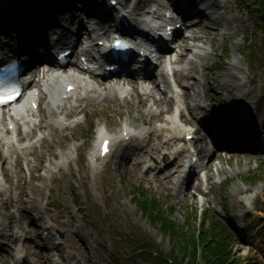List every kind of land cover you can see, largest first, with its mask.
<instances>
[{
	"label": "rangeland",
	"instance_id": "374dc122",
	"mask_svg": "<svg viewBox=\"0 0 264 264\" xmlns=\"http://www.w3.org/2000/svg\"><path fill=\"white\" fill-rule=\"evenodd\" d=\"M103 1L106 2V0ZM222 1L228 4V9L223 8L220 11L215 9L209 13L216 23L220 24L219 34L207 36L206 32H209V29L216 31L218 27L207 23L208 19L204 17L202 29L193 30V33L188 32V35L196 34L208 37L209 40L196 44L184 35L181 40L184 46L175 51L171 58L181 60L180 69L185 70L191 69L190 60L198 62L196 75L201 80L202 86H198L197 89L204 92L206 84L209 87L207 89L209 99L204 104L208 107L214 106L221 112L228 106V101L219 102V100L244 97L253 86H256V92L251 100L237 105L236 109H239L244 116L248 115L252 126L254 125V129L262 136L264 135V31L259 29V18L252 15L248 8L238 4L237 0ZM253 1L248 0L249 3ZM172 2L174 1L162 0V3L167 6ZM59 3L64 2L58 0L57 4ZM207 3L213 4L214 0H208ZM77 4L78 9L82 7L79 3ZM147 6L148 4L144 6L143 3V9ZM229 8L232 12H229ZM85 13L81 11V14ZM247 40L251 41V47L256 52L253 61L250 55L240 53L245 49ZM187 45L196 46L188 53ZM227 45L230 48L228 54L225 52ZM199 55L207 56L208 59L206 57V60L201 62ZM218 61L222 63L221 68L217 66ZM233 67H238L245 73L242 75L243 82L246 81V77L254 78L255 76H258V82H251L247 90L235 88L233 93L230 92L225 86V80ZM85 77L88 78V76ZM117 81L121 79L103 81V88L107 87L105 91H108ZM184 83L188 97H177L176 103L171 104L169 110L166 109L167 104L157 107L152 102H148L150 106L130 104L123 99L116 106L108 103L99 104V101L97 104L94 102L88 106L86 113L73 117L77 120V117L81 115L85 117V121L75 128L64 130L59 137H48L40 143L37 141L38 134L41 133L44 137L49 136L51 128L39 130L33 134L30 139L37 142V148L34 150L35 154L21 162L22 176L19 178L14 176V168L7 165L8 172L13 174L10 179H4L6 182L0 186V189L6 194H12L14 198H19V204L27 205L32 217L41 227L38 230L40 238L51 247L56 246L54 244L57 243L63 245L64 256L61 257L59 252L53 250L49 252L55 263L116 264V262L122 263L129 260V262L132 261L131 264H147L141 259L134 258L131 248L123 249L124 246L118 250L115 248V242L121 243L123 240L133 238L137 240L142 237H148L150 243L162 250L163 254L169 253L172 243L163 235L161 224H151L142 216L138 205L132 200L129 190L134 185H138L156 195L165 205H174L171 211L166 209L165 213L180 224L186 222L188 213L194 215L196 209L203 210L208 207L216 212L220 220L226 222L222 206L227 205L233 224L239 229L245 227L248 230L247 242L237 240L236 243H232V256L242 259L244 264H264V179L256 185L246 184L242 179L250 172H261L264 169V151L213 153L210 160L212 168L207 174L212 179L208 185H204L203 193L196 191L195 186L200 182L198 179L194 181V188L187 191L180 189L183 191L177 193L169 188V184L160 185L158 181L142 178L141 170L134 168L131 164L126 165V162L121 159L123 153L121 149L102 168H96L91 164L90 152L96 143V134L100 129L108 128L111 132L119 133L123 125H130L149 131L155 122H153L154 119L149 120L147 117V109L151 108L157 112L161 108L165 109L166 111L162 113V118L165 119L171 115H177L176 110L184 108L185 100V103L195 104L192 81L187 80ZM161 87L164 88V85ZM173 94V92L168 93V97ZM189 94L193 96L190 97ZM123 95L124 93L121 94ZM48 101V99L43 100V108H48ZM45 113L48 114L44 117L46 124L57 123L55 116H49L50 113L47 110L44 111ZM184 117L187 121H191L192 126L199 127L191 115ZM207 118L211 122L218 121L212 115ZM36 119L40 121L39 113ZM157 123L163 124L162 121ZM92 125L94 129L91 128ZM4 126L6 127V124ZM208 129L212 130V128ZM206 132L207 128L200 130V137H203ZM200 145L206 144L200 142ZM210 148L213 149L212 146ZM155 158L159 161L163 159V155L154 156L153 160L149 156L146 158L147 163L155 162ZM204 161L206 160L203 159V163ZM1 166L2 163L0 168ZM226 180L230 181L229 184L224 183ZM35 187L43 188V191L36 192ZM191 193L195 195L192 196ZM38 204L41 211L35 209ZM14 205L15 203L12 202L7 210L0 207V228L9 230L11 227L15 235H21L19 227L25 223ZM9 214L14 218L12 222ZM249 215H252L251 221L248 219ZM71 230L74 232L80 230L87 242V249L73 245ZM59 231L64 233V236ZM6 233L11 232L6 231ZM32 236L37 237L36 233ZM1 242L12 245V249H9L12 253L15 252L13 248L23 249V256L27 253L26 242L20 241L17 244L12 242L11 237L1 239ZM124 253H128L129 256L124 257ZM2 260L3 257L0 256V264ZM9 261V264L13 263V260L9 259ZM30 261L32 264H41L36 256H31Z\"/></svg>",
	"mask_w": 264,
	"mask_h": 264
},
{
	"label": "bare ground",
	"instance_id": "6f19581e",
	"mask_svg": "<svg viewBox=\"0 0 264 264\" xmlns=\"http://www.w3.org/2000/svg\"><path fill=\"white\" fill-rule=\"evenodd\" d=\"M17 1V2H16ZM12 1V0H0V20L4 19H10L12 18V10L14 6L18 5V0ZM55 1V0H53ZM197 0H193L192 3L196 2ZM208 1V0H204ZM152 2L155 3V6L159 7L160 9H163L164 6L160 2V0H137L134 5V10H142L143 9V3L144 6L146 4H151ZM184 1L182 0H176L173 6L178 9H184L187 11V17L193 16L197 14L195 10L190 9L187 7V5H184ZM47 6L44 1L42 0H23V8L16 7L15 10L19 12L21 16H27L30 22H28L27 31L33 34V36H36V34L33 32L35 30V25H42L43 20L39 19L41 12H44L46 10ZM154 6V7H155ZM153 8V6H152ZM223 8L228 9V4H226L225 1L222 0H214L213 4H210V10H218L220 11ZM55 9V8H53ZM51 10V8H50ZM2 11H5L3 14ZM56 12H59L60 9H55ZM229 12H232L229 8ZM10 14V15H9ZM147 14V13H146ZM9 15V16H8ZM73 19V21L78 22V16L70 17ZM205 18L208 19L207 23H211L214 25H217L218 30L213 31L209 29V32H206L207 36L216 34L218 35L221 27L220 24L216 23V21L212 18V16L207 15ZM30 23V24H29ZM210 25V24H209ZM202 23H199L197 25L192 26V29H202ZM211 28V27H210ZM3 30L0 27V31L3 32ZM105 30V29H104ZM27 32V33H28ZM191 40L195 42L196 44L200 41H206L209 40L208 37H201L199 35L194 34L191 37ZM196 45L189 46L187 45L186 52H191L193 47ZM89 55L88 57L95 59L96 57L90 54V50L84 49ZM188 52V53H189ZM32 55L34 57L39 56L37 52H32ZM200 56V55H199ZM207 56H200L199 58L202 60L201 62L206 60ZM208 59V57H207ZM177 62V60H176ZM176 64V63H175ZM195 60H190L189 66H191L190 70L180 69V65L178 64V68L174 67L175 70V78L177 79L178 84L172 85L173 83H170L169 80L165 75H163L165 88H161L160 85H157L155 82H153V86L150 88V90H146L144 87V84H139L137 81H128L127 83L129 85H132L131 90H125L124 93H128V96L131 97V101L134 105L138 106H144L149 105L148 102H152L157 107L167 104L166 109H170V105L175 101L174 96L168 97L169 90L171 92H175L174 88L182 89V93H184V96L187 98V87L185 85V81L189 80L192 81V89L194 90V96H195V104L190 105L186 102V108L189 112V114L195 119V122L199 124V127L197 128L198 131L206 129L207 127L212 128L215 130L216 124L220 122L221 124H224L225 127H229L230 123H238L240 126H243V130L241 131L242 134H244L245 137H241L239 139L238 145H243L244 141L245 143L248 141H257L258 137V131L252 128V123L250 120L244 118L243 113L236 109L237 105L242 104L246 100H251L253 95L256 92L257 87L253 86L250 92H247L244 97H238L237 99L231 97L229 100L228 98H224L219 102H227L228 106L223 109V111L217 110L214 106H206L204 103L209 99V96L207 95V89L209 87L205 84V91L201 92L198 91L197 87L202 86V82L199 78H197L196 72L198 73V66L199 64ZM167 65H173V60L171 59V62ZM78 67V64H76ZM242 75H245L244 72L241 71L238 67H233V69L229 70V76L225 80V86L227 89H229L230 92H234L235 88H239L241 90H247L249 88V84L251 82H258V76L252 77H246V81L243 82ZM204 77V75H203ZM64 77L62 76H52L49 79V82L52 83V93L53 91L59 89V83L62 82ZM69 78V77H68ZM135 78V77H134ZM205 78H207V75H205ZM73 83H79L78 89L75 92L74 98L77 100V104L75 106L73 104H70V101H67L64 103L61 101V104L59 105V109L61 108L65 112L66 115H70V112L74 110V112H82L86 111L87 107L83 106V103L86 102L88 104H93L94 102L97 104V101H99V104L102 103H108L111 105L116 106V104L122 102L121 93L119 92L122 88H124L123 84L122 86H111L108 91H105V88H101L99 86L93 85L90 82H86L84 84V80H78V78L72 77ZM243 82V83H242ZM54 83H58L55 85ZM178 93V94H181ZM51 93V94H52ZM47 95V93H45ZM190 97H192V94H189ZM168 97V98H167ZM36 100V99H34ZM186 101V100H185ZM150 106V105H149ZM55 107V106H54ZM26 111H30V113L34 114L35 111L33 109L27 108ZM165 111V109L161 108L159 112H155L153 109L149 108L147 109V117H149V120L161 119L162 112ZM21 113V111H20ZM51 116H56L58 114V111L53 109L50 111ZM145 115V114H144ZM214 116L215 119L218 121L211 122L208 116ZM243 115V116H242ZM47 116V115H46ZM45 116V117H46ZM146 116V115H145ZM184 123H188L187 119H185L184 114L180 115V117ZM18 120V117H10V120L7 123V127L10 122L14 123ZM173 120L166 119L165 125H162L160 127H154L151 131L147 132V137L145 141L142 142H134V140L131 141V143H127L128 145L125 146V150H123V153L121 155V159H123L126 162V165L131 164L134 166V168L141 170L142 174L141 177L150 180V181H158L160 185L170 184L169 188L177 193H181L180 188L178 184L175 182L174 176L178 175V169L180 166H177V160L178 158L173 156L172 150L175 143L181 140V134L178 129H174L172 127ZM2 121H0V163H2V174L4 175V178H11L12 174L14 173V176L19 178L22 176V167L21 160L26 157L28 154H35V152L30 151L29 148L22 149L19 151L15 145V143H7L5 141V135L6 133H9V129L7 128V131L3 130ZM47 128H51V131L49 132V137L56 138L59 137L61 134V131L63 130V126L60 123L57 125L56 123L46 124L45 122H40L37 125L38 130H46ZM18 131L22 134L21 138H28L32 134L30 132L23 131L20 127ZM32 132V131H31ZM255 132H257V136L255 135ZM213 134V131L210 129H207V134H204L203 137H200V141L206 142V138L210 137ZM242 140V141H240ZM31 147V146H30ZM34 149V148H32ZM206 147L201 148V152H205ZM164 155L163 160H159L151 163H147L146 158L149 157V155ZM53 155V154H52ZM12 159H14V162H12ZM12 163L13 173H9L7 169V165ZM211 163L209 162L210 167ZM151 173H154V175L151 177ZM177 179V177H176ZM192 181L188 183L186 191L192 187ZM191 185V186H190ZM201 186H196V191H201ZM36 192L43 191V188L35 187ZM6 193L0 189V207L7 210V208L11 205V203H15V207L19 210L21 213L20 218L23 219L24 223L21 227V235H15L14 231L10 227L9 230L6 228H0V256L3 257L2 264H9V259L13 260V253L11 250V246L8 244H5V242H1V239H8V237L12 238V242L14 243H20L26 242L27 243V253L25 257L23 258L22 262L19 264H32L30 261L31 256H36L39 258V262L41 264H58L55 263L53 258L50 255V251H56L59 252L60 255L64 256L65 249L63 245L61 244H54L53 248L46 247V243L44 244V239L40 238L39 231L41 227L36 223L34 218L31 215L30 210L27 208L26 204H19V198H14L12 194L7 193L6 196H4ZM192 196H194V193H191ZM36 210L41 211V207L39 204L37 207H35ZM71 212V211H69ZM10 216L11 222L14 220L13 216ZM10 222V223H11ZM11 225V224H10ZM6 231H10V234H7ZM36 233L37 237H33L32 234ZM70 234L73 236V245L77 247H81L84 249L88 248L87 242L85 241V237L82 235V233L79 231H70ZM24 236V237H23ZM24 239V240H23Z\"/></svg>",
	"mask_w": 264,
	"mask_h": 264
},
{
	"label": "trees",
	"instance_id": "16d2710c",
	"mask_svg": "<svg viewBox=\"0 0 264 264\" xmlns=\"http://www.w3.org/2000/svg\"><path fill=\"white\" fill-rule=\"evenodd\" d=\"M238 2L248 7L251 13L259 18V29L264 31V0H254L253 4L247 0H238ZM247 44L245 53L253 59L256 52L252 49L250 40ZM263 174L262 172L252 173L246 177V180L258 182ZM129 192L142 215L148 218L151 224H161L162 233L169 237L172 248L169 253L163 254L162 250L150 243L148 237H142L136 241L128 240L127 245L124 244V240L121 243L116 242L117 249L123 246L133 247L134 258L141 259L147 264H244L242 259L232 256L231 245L239 239H236L218 219L213 218L210 210H207L204 217L209 219V226H205L204 219L201 228L197 229L196 224L190 221L189 215L184 224L177 223L174 218L165 213L166 210L162 208L158 199L139 187L133 186ZM124 256L129 255L124 254ZM131 262L128 260L127 264Z\"/></svg>",
	"mask_w": 264,
	"mask_h": 264
},
{
	"label": "snow or ice",
	"instance_id": "6c2138e0",
	"mask_svg": "<svg viewBox=\"0 0 264 264\" xmlns=\"http://www.w3.org/2000/svg\"><path fill=\"white\" fill-rule=\"evenodd\" d=\"M14 98L11 94L8 93H0V102H7L8 99ZM105 150H107L105 148Z\"/></svg>",
	"mask_w": 264,
	"mask_h": 264
}]
</instances>
